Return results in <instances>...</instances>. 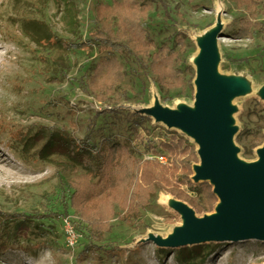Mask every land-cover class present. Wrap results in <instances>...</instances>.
Returning <instances> with one entry per match:
<instances>
[{"label": "rangeland", "instance_id": "obj_1", "mask_svg": "<svg viewBox=\"0 0 264 264\" xmlns=\"http://www.w3.org/2000/svg\"><path fill=\"white\" fill-rule=\"evenodd\" d=\"M258 1L0 0V214L38 223L7 250L0 264H264L262 239L184 240L181 208L168 205L169 198L186 203L197 218L224 215L223 209L218 211L221 199L212 211L201 213L164 189L131 221L120 217L124 209L115 204L109 230L102 240L91 241L87 223L69 203V183L86 169L77 165L65 170V155L43 150L52 134L78 142L89 138L97 146L110 138L128 144L142 159L153 144L181 137L197 152L193 179L194 167L202 161L199 143L165 118L194 106L197 41L211 32L218 41L219 71L247 86L229 102L232 160L256 163L264 144V100L259 95L264 83V0ZM99 3L111 5L110 17L116 21L133 4L139 8L149 54L162 45L174 47L184 83L161 89L148 67L150 58L133 42L125 52L94 42L77 46L101 25ZM243 25L249 32L238 38ZM112 59L125 76L121 91L110 100L99 96L94 84L110 80L113 68L106 67L94 83L91 75L96 64ZM180 248L193 259L180 261Z\"/></svg>", "mask_w": 264, "mask_h": 264}, {"label": "trees", "instance_id": "obj_2", "mask_svg": "<svg viewBox=\"0 0 264 264\" xmlns=\"http://www.w3.org/2000/svg\"><path fill=\"white\" fill-rule=\"evenodd\" d=\"M242 1L243 4L248 5L259 2L258 0ZM110 8L109 4H97L96 17L101 25L89 39L81 40L76 45L85 47L94 42L97 45L107 46L113 51L125 52L127 43L133 42L135 46L144 49L141 51L150 58L148 67L161 89L178 87L184 83L183 69L175 65L174 47L162 45L157 53L152 56L149 54L147 29L137 13L139 8L133 4L129 10L120 13L119 21L110 17L112 13ZM248 32V27L243 25L236 35L241 38ZM55 38L57 42L60 41V38L56 36ZM106 67L113 68L110 71L111 79L108 78L107 82L95 83L94 86L99 91V96L106 99L108 95L107 99H110L121 91L119 85L124 79L125 72L116 59L99 62L91 75L92 83L106 73ZM133 123L137 127L140 118L133 120ZM56 136L52 134L43 150L65 155L68 158V162L62 165L65 166V170H76L77 165L86 169L85 173L69 183L71 191L69 203L87 223L91 241L102 240L105 232L109 230L110 219L115 214V204H119L124 209L120 217L124 221H131V218L138 217L140 209L147 208L159 189L174 194L201 213L212 211L218 202V196L211 182H195L191 178L192 165L198 160L197 152L193 145L185 142L181 137H173L161 142L162 148L168 153L171 163L168 165L157 159H141L134 154L128 144L110 138L97 146L92 144L89 138L78 142L66 135ZM93 178L97 180L94 181ZM37 227L38 223L33 218H14L0 214V261L7 250L25 233ZM193 251L196 252L198 249L195 248ZM177 258L183 262L193 259L191 252L188 253L184 248L177 251Z\"/></svg>", "mask_w": 264, "mask_h": 264}, {"label": "water", "instance_id": "obj_3", "mask_svg": "<svg viewBox=\"0 0 264 264\" xmlns=\"http://www.w3.org/2000/svg\"><path fill=\"white\" fill-rule=\"evenodd\" d=\"M212 74V85L217 83ZM224 93H222L223 97ZM222 97L210 92L206 106L195 113L177 112L166 116L169 125L191 128L199 134L202 160L206 164L205 176L200 181L214 183V192L224 203L225 214L204 222H193L191 230L184 232V240L201 242L208 239L264 240V154L260 164L255 165L250 177L258 183L254 190L247 172L232 160L228 140L227 115L221 112ZM215 98H218L215 99ZM220 102V105L218 104Z\"/></svg>", "mask_w": 264, "mask_h": 264}, {"label": "bare ground", "instance_id": "obj_4", "mask_svg": "<svg viewBox=\"0 0 264 264\" xmlns=\"http://www.w3.org/2000/svg\"><path fill=\"white\" fill-rule=\"evenodd\" d=\"M219 24L216 25V30H218ZM213 29V30H214ZM198 52L194 57L196 66H197V76L195 79V89H196V100L195 104L192 108H189L188 113H195L200 106H206L207 102L209 101V96L211 91H215V95L219 94L222 97V93H224L222 97V105H221V112L225 116V114L229 113L230 109L228 108L230 105V101L244 93L247 90V86L239 79V77L234 76L228 77L223 75L219 71V53H218V41L215 38L214 34L211 32H206L201 38L198 39ZM214 73V78L217 76V83L215 86L212 85V74ZM259 95L264 100V83L262 84L261 88H259ZM218 100V98H215ZM220 105V102L218 101ZM184 113V111H181ZM187 133H189L198 143L200 148V154L202 155V147L201 142L199 139V134L196 133L191 128H183ZM264 154V144L260 146L257 150V161L256 163H250L247 161L242 160L239 164L243 169L247 172L248 180L251 184V187L254 190H258V183L255 179L250 177V172L252 168L260 164L262 161V157ZM206 164L203 160L196 164L194 167V180L202 179L206 174ZM168 205H171L173 208L180 209L183 215V224L179 226V230L182 232H186L188 227L191 226L193 222L196 220L197 222H204L208 220V218H212L210 215H206L202 218H197L194 214L192 208H190L186 203L181 202L180 200L173 199L172 197L169 198L167 201ZM224 203L221 200L219 204V210H222ZM193 229V228H192Z\"/></svg>", "mask_w": 264, "mask_h": 264}, {"label": "built area", "instance_id": "obj_5", "mask_svg": "<svg viewBox=\"0 0 264 264\" xmlns=\"http://www.w3.org/2000/svg\"><path fill=\"white\" fill-rule=\"evenodd\" d=\"M162 141H164V139H162ZM162 149L163 148L161 147V141L159 142V144H153V146L150 149L146 150L143 153L144 156L142 159H144V160H155V159H157L164 164H169L170 162H169L168 155ZM66 223H69V221L66 220ZM68 231H69V239H71L70 237H74L75 233H73L72 228H70ZM70 244L71 245L74 244L73 238L70 240Z\"/></svg>", "mask_w": 264, "mask_h": 264}]
</instances>
